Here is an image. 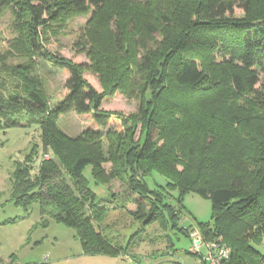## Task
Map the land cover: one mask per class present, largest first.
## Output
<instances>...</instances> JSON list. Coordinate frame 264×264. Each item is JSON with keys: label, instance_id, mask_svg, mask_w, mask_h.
I'll list each match as a JSON object with an SVG mask.
<instances>
[{"label": "trees", "instance_id": "16d2710c", "mask_svg": "<svg viewBox=\"0 0 264 264\" xmlns=\"http://www.w3.org/2000/svg\"><path fill=\"white\" fill-rule=\"evenodd\" d=\"M10 1L15 0L0 3ZM21 1L24 18L17 21L18 34L0 50V128L37 125L44 156L34 176L30 171L37 148L17 166L13 202L25 211L37 202L42 219L51 217L73 228L84 255L130 258L127 250L137 246L138 240L132 237L123 247L109 239L102 227L108 212L125 208L124 202L110 206L112 201L97 197L83 173L90 165L93 184L109 191V182L117 178L136 194L137 198L130 199L136 209L127 213L142 226L158 221L163 228L168 222L176 227L184 194L208 197L211 224L199 230L204 239H217L230 247L226 264H264V122L247 128L243 121L250 120L248 113L236 115L231 109L232 115H211L215 107L211 114L198 116L197 126L189 121L200 101L213 104L216 99L220 108L225 101L222 84L242 94L259 82L258 70L264 66V12H251L250 0ZM237 6L243 9V17H233ZM65 12L89 16L84 38L95 50H90L87 62L65 58L46 47L48 40L42 33L50 31L52 20ZM117 15L122 16L118 23L111 19ZM142 17L145 20L139 25L145 32L169 34L170 39L156 60L145 55L138 64L134 57L120 54L124 50L120 38L130 24L120 23H136ZM107 38L113 45L110 53L118 55L109 79V51L102 46ZM17 55L27 56V61L7 63ZM34 55L66 74L62 96L53 106L47 103L41 81L32 77ZM210 65L220 67L217 77L226 71L227 83L210 73ZM130 66L149 72L150 99L141 110L137 139L133 119L99 109L101 100L121 88L120 77L126 83ZM86 73L96 77L99 90ZM172 87L175 96L167 99ZM69 111L82 115L86 122L77 137L64 134L57 124ZM227 127L233 135L229 136ZM101 128H106L104 136ZM102 137L107 141L106 154ZM106 162L111 163L109 171L103 167ZM152 172L166 179L169 191L178 192L176 205L169 204L158 189L149 188L145 178ZM179 229L189 236L188 229Z\"/></svg>", "mask_w": 264, "mask_h": 264}, {"label": "rangeland", "instance_id": "374dc122", "mask_svg": "<svg viewBox=\"0 0 264 264\" xmlns=\"http://www.w3.org/2000/svg\"><path fill=\"white\" fill-rule=\"evenodd\" d=\"M133 3L141 4L144 0H129ZM189 2V1H187ZM250 11L261 13L264 12V0H250ZM187 5V4H185ZM183 4V6H185ZM21 0L10 1L8 3H0V50L8 46L14 36L18 34L17 21L24 18V13L20 8ZM243 9L240 7L234 8L233 17H243ZM88 15H78L75 13H61L53 22H61L59 24L51 22L50 31L42 33V36L48 40L47 49L65 58L72 59L76 62H87L89 53L91 54L93 46L91 41L84 38L87 31ZM122 16H112V20L120 21ZM145 17L138 19L137 22H125L122 20L120 25L124 26L128 23V28L122 33L124 50L121 56L127 58H135L138 64L144 61V56H152L157 58L165 44L170 39L169 34H158L145 32L139 25ZM112 25L109 22V34L112 35ZM165 26V25H164ZM41 27H38L40 29ZM103 36L108 37L105 33ZM110 37V35H109ZM108 37V38H109ZM104 41L103 47L109 51L108 61L111 67L106 71V77L113 78L115 70H112V65L118 62V55L110 53L113 50L111 40ZM92 55V54H91ZM36 66L31 72L32 77H37L41 81V86L45 94L47 103L53 106L62 96L63 85L66 78L65 72L56 69L53 64L45 59L33 56ZM218 57L217 60L218 61ZM27 61V56L11 57L8 64H22ZM217 64L216 62H213ZM218 66L210 65L209 69L215 77H217ZM221 71L220 67H218ZM131 75L123 81L120 77L119 83L121 88L113 91L111 96L105 97L99 104L101 110H115L124 117L133 119L135 139L140 136L142 121L139 119L142 116L141 110L146 106V100L150 99V93L146 84V79L149 72H138L130 66ZM259 82L246 89L242 94H235L225 84H222V96L225 98L221 102L220 108L218 101H200L197 107H193L194 118L189 120L197 126L198 116L211 114L215 107L214 113L211 115H232L228 110L235 109L233 113L243 115L248 113L249 121H243L245 126L252 127L260 121L264 122V66L258 70ZM222 76L218 75L222 82L227 83V73L221 72ZM109 75V76H108ZM105 76V75H103ZM85 77L88 81L99 90L97 79L95 76L86 73ZM212 80V76L208 78ZM9 86L11 83L9 82ZM175 89H170L167 97L175 96ZM224 122H226L224 120ZM227 123V122H226ZM60 130L70 136H79L86 124L82 115H78L74 111H69L61 115L57 120ZM228 126V124H227ZM102 136L106 132V128L100 129ZM229 136L233 135L227 127ZM102 150L106 154L107 141L102 137ZM37 148L34 160L31 163V175L37 171L38 165L44 156L40 145V129L37 125L27 127H10L0 128V255H4V264H172L174 261L182 262L183 264H197L198 258L189 253L191 246V238L187 236L183 230L185 229L201 230V226L211 224L212 207L208 197H203L194 192H188L181 197V213L176 227H172L171 223H167V227L163 228L158 221L150 224H142L139 221L133 220V217L127 211L136 209V205L130 202V199L137 198L136 194H132L126 184L119 179H112L109 182V191L104 185H95L91 180L90 165L84 169V175L89 180L90 187L94 190L99 199L112 201L110 206L116 204L123 205L125 208H118L108 212L102 227L104 234L115 242L125 247L129 240L134 237L138 245L127 250V257H111L106 255H84L79 241L75 237L74 229L66 226L63 223L57 222L51 217L41 218L39 205L34 202L28 211H25L22 206L16 205L12 199V179L13 173L17 166L24 161L25 156L32 148ZM49 155L46 154V157ZM106 171L110 170L111 163L103 164ZM180 168V166H177ZM181 169V168H180ZM146 183L150 189H158L165 194L166 200L172 205L175 200H178V192L176 190L169 191L166 187V179L152 172L146 178ZM109 192L114 193L112 198ZM131 197V198H130ZM127 199V200H126ZM126 202H125V201ZM177 203V202H176ZM115 204V205H114ZM148 210V209H146ZM12 219H14L12 221ZM45 221V222H44ZM2 224V225H1ZM137 238V239H136ZM201 252L204 250L201 248ZM114 261H116L114 263Z\"/></svg>", "mask_w": 264, "mask_h": 264}, {"label": "built area", "instance_id": "2783aa9c", "mask_svg": "<svg viewBox=\"0 0 264 264\" xmlns=\"http://www.w3.org/2000/svg\"><path fill=\"white\" fill-rule=\"evenodd\" d=\"M189 236L191 238V246L188 252L198 258L197 264H226L228 262L231 249L225 243L217 239L205 240L199 230H191ZM201 248L204 250L203 253ZM172 264L183 263L174 261Z\"/></svg>", "mask_w": 264, "mask_h": 264}, {"label": "crops", "instance_id": "0c3cea01", "mask_svg": "<svg viewBox=\"0 0 264 264\" xmlns=\"http://www.w3.org/2000/svg\"><path fill=\"white\" fill-rule=\"evenodd\" d=\"M2 225V224H1ZM82 252V251H81ZM83 254V253H82ZM4 255H0V264H4ZM116 261H114V263H115ZM45 263V262H44ZM44 263H42V264H44ZM18 264V263H17ZM29 264V263H28ZM30 264H32V263H30ZM46 264H53V261L52 262H48V263H46Z\"/></svg>", "mask_w": 264, "mask_h": 264}]
</instances>
